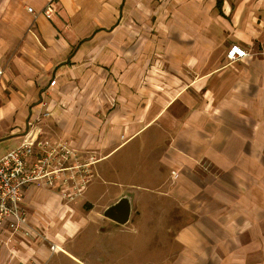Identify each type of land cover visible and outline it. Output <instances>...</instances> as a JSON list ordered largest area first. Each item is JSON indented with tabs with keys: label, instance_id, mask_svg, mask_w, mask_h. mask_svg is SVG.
Segmentation results:
<instances>
[{
	"label": "crops",
	"instance_id": "crops-1",
	"mask_svg": "<svg viewBox=\"0 0 264 264\" xmlns=\"http://www.w3.org/2000/svg\"><path fill=\"white\" fill-rule=\"evenodd\" d=\"M49 1L0 0V159L33 134L97 157L151 238L107 244L102 263L111 248L120 264H264V0H57L48 20ZM234 45L249 56L229 64ZM134 157L152 166L120 184ZM23 194L29 228L59 249L0 225V264L77 261L65 246L94 199L79 212L41 183Z\"/></svg>",
	"mask_w": 264,
	"mask_h": 264
},
{
	"label": "built area",
	"instance_id": "built-area-1",
	"mask_svg": "<svg viewBox=\"0 0 264 264\" xmlns=\"http://www.w3.org/2000/svg\"><path fill=\"white\" fill-rule=\"evenodd\" d=\"M56 6L57 0H50L40 15L52 19ZM29 11L34 13L33 9ZM248 56L246 50L234 45L227 60L234 64ZM45 117H51V114ZM98 163L93 156H81L72 141H44L39 135H29L19 148L0 159V225L8 228L11 238L19 237L29 244L33 239L41 238L56 252L59 247L51 243L49 235L29 228L22 206L24 190L31 184L41 183L45 189L58 191L68 204L75 203L87 193Z\"/></svg>",
	"mask_w": 264,
	"mask_h": 264
},
{
	"label": "rangeland",
	"instance_id": "rangeland-1",
	"mask_svg": "<svg viewBox=\"0 0 264 264\" xmlns=\"http://www.w3.org/2000/svg\"><path fill=\"white\" fill-rule=\"evenodd\" d=\"M123 153L116 155L110 162H108L109 165H115V167H117L118 158L121 157ZM93 157L98 160L96 156ZM151 166V163L147 161V157L145 159L141 157H134L129 159L126 164L127 174L125 178L123 179V176L118 178L117 174L114 172L115 175H113L111 178V180H113L111 182H118L119 180L123 179L124 181H120V184H125L128 186L131 184V182L133 183V181H129L133 179V173H139L142 170L145 171ZM96 178L97 176L95 173V178L89 186L90 188L86 197L81 199L79 201L80 206L76 207V209H78L80 212L81 205H84L87 202L86 199H94L93 203L95 205L93 208L96 209L97 213V216L94 218L96 221L92 220L90 225H88L81 234H79L75 239L71 240L67 246H65L66 251L72 254V256L76 257V259L78 258L77 261L73 260L70 256H67L64 253L58 252L47 264H106L107 261L106 263H102V258L104 255L102 249L105 248L109 243H117L122 241L128 243H143L145 241L151 242V238L150 240L148 238V240H146V233H144L143 230L138 227V224L134 222L129 224L127 227H118L115 226V224L110 223L104 226L102 221V219H104V213L111 204L117 202L115 201V198L119 196L120 188L117 186V184L111 185L108 187L109 193H107L106 188L102 186L103 183L101 180H97ZM121 198H119L118 201ZM74 222L78 224L79 219H76ZM107 225H112V228L114 229H107ZM107 232L110 234H107ZM40 233L43 235H48L45 231H40ZM50 241L51 243H55L53 238H50ZM144 246H142L141 250H137L135 254L134 258H136V261L138 262L145 260L149 261L151 252L155 251L154 247H150L148 245L146 248H143ZM110 256L111 258L108 264H120L123 253L122 251L118 252L116 249L110 248ZM131 262L132 261L129 263Z\"/></svg>",
	"mask_w": 264,
	"mask_h": 264
},
{
	"label": "water",
	"instance_id": "water-1",
	"mask_svg": "<svg viewBox=\"0 0 264 264\" xmlns=\"http://www.w3.org/2000/svg\"><path fill=\"white\" fill-rule=\"evenodd\" d=\"M132 213L133 200L131 196L127 195L114 205L110 206L105 212V217L123 227H126L132 220Z\"/></svg>",
	"mask_w": 264,
	"mask_h": 264
}]
</instances>
